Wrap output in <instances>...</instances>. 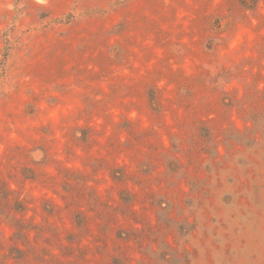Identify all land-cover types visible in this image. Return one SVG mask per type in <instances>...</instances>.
I'll return each instance as SVG.
<instances>
[{"label": "rangeland", "instance_id": "rangeland-1", "mask_svg": "<svg viewBox=\"0 0 264 264\" xmlns=\"http://www.w3.org/2000/svg\"><path fill=\"white\" fill-rule=\"evenodd\" d=\"M128 1L0 0V264H264V0Z\"/></svg>", "mask_w": 264, "mask_h": 264}, {"label": "crops", "instance_id": "crops-1", "mask_svg": "<svg viewBox=\"0 0 264 264\" xmlns=\"http://www.w3.org/2000/svg\"><path fill=\"white\" fill-rule=\"evenodd\" d=\"M100 1V0H96ZM181 2H187V0H129L127 3H124L123 8L121 9L119 5V11H114V13L118 14V16L123 19H129V27L134 28V33H137L139 31H142L144 33L150 32L152 28V24L154 22V19L162 16H170L169 13L171 10L175 9L176 15H178L179 12V3ZM120 11H124L123 15H121ZM121 22V21H119ZM121 25H118L117 27L114 26V30H120L117 36L122 34L124 31H121ZM116 36V37H117ZM114 56L121 55V52L124 51L123 47L121 45L114 46L112 49ZM116 52V53H115ZM118 53V54H117ZM118 58L113 59L114 63H117ZM90 65H88L89 68ZM116 80V85L118 87H115L113 90V93L115 94V98L117 100H120V96L122 95V90L119 85L120 78H118L114 74V78ZM75 92V91H74Z\"/></svg>", "mask_w": 264, "mask_h": 264}]
</instances>
